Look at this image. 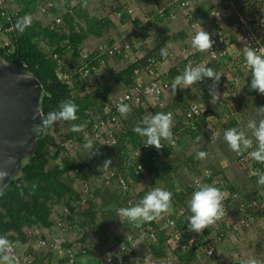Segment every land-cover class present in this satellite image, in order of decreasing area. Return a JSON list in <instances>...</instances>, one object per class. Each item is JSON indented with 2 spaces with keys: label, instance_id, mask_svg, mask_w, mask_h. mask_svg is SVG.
Returning a JSON list of instances; mask_svg holds the SVG:
<instances>
[{
  "label": "trees",
  "instance_id": "trees-1",
  "mask_svg": "<svg viewBox=\"0 0 264 264\" xmlns=\"http://www.w3.org/2000/svg\"><path fill=\"white\" fill-rule=\"evenodd\" d=\"M17 1L22 3V6L15 12H11L8 9L9 18L0 15L4 20L3 26L11 27L7 30L8 44L0 45V56L11 65L33 74L40 80L43 85L41 109L45 117L50 111H58L61 101L71 100L77 105L78 110L76 115L78 119L64 121L67 126V132L63 138L77 139L82 145V148L78 149L74 154L64 155L59 162H56L60 152L65 150V146L57 143L50 134H45L43 137L36 139L35 147L29 156V160L21 168V175L12 179L0 195V236H7L11 241L19 240L21 243L27 242L28 235L25 226L39 223L43 227H50L53 223L51 218V204L62 202L70 210V214L67 216L70 222H75L78 226H90L89 229H85L80 237L81 242L85 245L87 244V252L96 255L92 250L88 249V245L90 244L89 239H105L101 227L118 229L120 225H123L124 230L121 232L116 231L115 237L120 242L130 244L129 234L133 233L139 227H133L127 220H123V224L115 210L125 204L129 198L141 200L145 196L146 191H139L136 195H132L128 190L130 178L138 179L144 174V172H140L137 169L138 162H142L145 172L160 174L157 165L159 157L158 150L153 148L149 153L138 157V159L132 155L133 148L141 144L144 138L135 133L133 128L137 125L143 126L142 121L146 119L143 118V114L146 111L145 106L143 104L133 106L132 116L124 117L123 115L121 117L123 126L117 133V142L115 144L108 146L94 141L95 148L99 149L101 154L92 158L88 157V152L83 148L86 141L83 139L82 131L73 132L70 129L73 125H83V130L89 128L94 118L97 117L94 115V112L100 110L101 114L99 116L103 115L105 100L113 89H115V86L121 84L123 87H126L133 84L137 76L135 72L136 68L141 69L140 74L148 72L147 58L150 55L160 56V49L164 47L168 39L162 38L160 43L149 49L142 56L135 57L122 69L116 71L111 68L108 69L109 76L105 74L97 76L95 74L97 79L96 88L92 91H87L86 79L91 74L96 73L92 69V66L97 67L99 65V60L93 59L94 53L88 57L89 66L91 67L89 73L83 74L78 71L72 75L71 83L68 79L60 77L58 68H61L66 61L70 67L77 66L74 61L68 60L69 54L73 58L79 56V49L87 34L99 35L108 31L113 24L110 17H97L91 15L85 9H78L75 13L79 18L84 19L85 25L81 24L80 21L77 22L74 15L70 12H66L63 16L61 27L40 25L39 21L35 17L30 16V14H32L38 4L45 3L47 0ZM25 16H30L31 23L21 33L16 29L15 25L18 20ZM129 44L133 50H137L132 39L129 40ZM54 53L57 55L54 56ZM113 57H124V52L121 51ZM241 58V56L236 57L235 63H239ZM185 67L181 63L174 65L167 72H160L159 77L172 82L176 76L180 75L181 72L183 73ZM247 79L249 80L248 91L254 96L255 104H263L264 95L250 90L251 71L247 72ZM148 80L149 78L145 82ZM201 90L202 97L207 98L209 91L205 87ZM190 96V93H186L182 97L176 96L174 103H168L162 108L156 106L152 114L157 112L165 113L167 109H174L176 106L186 108ZM210 105H208L203 114L197 117L195 127L187 125L182 118H175L172 132L178 135L177 145L171 147L165 143L166 145L163 149L167 154H170V151L173 152V150H176L178 144L183 146L187 137H190L191 141H197V137H200V140H209V135L206 130L208 117L215 115L214 108ZM134 114L135 117H133ZM227 128H236V121L231 120L227 124ZM50 145H54V147H50ZM105 159H111L112 164L110 166L126 177L128 187L123 189L119 186L114 191H110L109 185L104 183L96 186L93 192L95 195L101 197V203H97L94 199L86 198L89 206L83 208L81 211L76 210V204L74 202L82 199V191L77 188L76 181L79 178L86 179L90 177L93 174L92 169L96 166V163L102 164ZM250 162L251 165L253 163V165L258 167H264V163L257 162L252 158ZM184 163L190 166L193 173L202 172V168L198 165V160L193 153L187 154L184 158L183 154L179 153L171 157L170 162L165 166L164 173L160 175L165 182L163 189L172 193V204L177 208L175 212L180 207L185 208L184 216L182 218H176L179 228L186 226L187 218L191 213L188 209L185 193L176 190V183L170 171L175 166ZM74 168H78L76 175L71 174ZM212 169L214 174L204 176L201 184L213 185L218 187L222 192H226L224 197L226 205L233 202L237 203L231 196L232 192L236 191V188L229 182L219 168ZM217 175L222 178L223 182H219L215 178ZM186 189L189 192L197 190V188L194 189V187L189 185H187ZM244 198L249 200L252 196L244 195ZM255 198L260 200L261 196L256 194ZM96 205H99L101 208L105 207L102 211V219L100 221L96 219L93 211V207ZM129 206L131 205H127V207ZM186 214L188 215L187 217H185ZM148 224L155 229L157 239L151 244V249L155 256H161L164 254L162 246L164 242L169 240L170 235L166 233V228L163 226L160 228L155 220L145 222L141 225ZM75 231L77 232V230ZM67 244L69 245L71 242ZM175 251L185 264H189L194 259L196 252L195 250L183 251L179 247H176ZM52 254L53 250H49L41 255L39 254V256L37 254L34 262H43L44 258L52 261Z\"/></svg>",
  "mask_w": 264,
  "mask_h": 264
},
{
  "label": "built area",
  "instance_id": "built-area-1",
  "mask_svg": "<svg viewBox=\"0 0 264 264\" xmlns=\"http://www.w3.org/2000/svg\"><path fill=\"white\" fill-rule=\"evenodd\" d=\"M198 0H179V3L188 8L194 6ZM52 1H47L42 7V11H47L52 5ZM131 11V9H129ZM211 24L207 27H202L205 31L212 35V39L215 41L211 50L206 51L207 56L215 63L218 62L220 58L230 54L233 59L230 61L229 68L231 70H237L233 73L232 79L236 82H247V72L250 69L246 66V62L243 56V49L246 45L251 44L254 48L264 47V0H252L250 3L247 1L242 5H236L232 0H224L221 6H214L211 9ZM0 15L9 18V10L6 0H0ZM229 18V19H228ZM11 27L0 25V29L9 30ZM199 28L195 30L198 31ZM232 36V37H231ZM9 39H5L3 44H8ZM234 45V52L230 50V46ZM129 42H124L123 44L111 43L101 47L100 50L93 56V59L99 60V65L97 67L92 66L95 71L99 70L100 66L105 63L107 58L115 56V54L120 53L123 50L130 49ZM190 52H195L192 50ZM57 54L54 53V56ZM90 53L84 48L79 50V56L82 58V64L75 67L69 68L68 76H72L75 73L82 72L83 74L89 73L91 67L89 66ZM241 56L239 63H235V58ZM147 69L145 72L148 75L149 80L145 82L143 77H141V69L136 68L135 72L137 76L133 84L126 86L120 93L108 96L104 103V113L101 116L94 118L90 127L82 131L84 139H92L103 145L111 146L117 142V133L120 130L121 124V113L118 111V105L123 102L129 107L138 106L154 100L156 105L160 108L166 106V100L161 96L165 91L171 88V83L169 80H165L159 77V71L157 70L159 65L166 60V57L150 55L148 58ZM198 62H194L192 65L196 66ZM245 75V76H243ZM225 84V83H224ZM223 84V85H224ZM225 104V103H223ZM206 105L201 102L191 101L188 103L186 108L177 107L176 109H167L165 113H171L172 118H182L184 122L190 127H195V121L197 117L204 113L206 110ZM173 138L175 144H168L171 147L177 145L178 135L173 133ZM145 139L143 138L141 144L135 146L132 150V155L138 159L149 153L154 147H145ZM251 149L243 151L239 155V162L243 165L247 164L251 157L249 152ZM102 165V164H100ZM98 165V166H100ZM98 166L94 167L93 170V182H100L97 186L101 184H110L114 179L118 182L119 186L123 189L128 187V180L121 172L116 171L112 166L105 172L98 171ZM137 169L140 172H145L144 165L142 162L137 163ZM78 168L72 170L73 174H77ZM213 169L211 167L205 166L202 168V172L194 173L189 182L190 186L197 188L198 184L204 176L213 175ZM219 182H223L219 175L215 177ZM93 182L90 178L83 179L81 182V191L84 192L85 196L93 194L95 186L93 187ZM195 191V190H194ZM82 193V192H81ZM89 194V195H88ZM83 196V194H82ZM83 196V201L87 198ZM232 199L236 200V217L231 218L230 208L225 204L223 200V206L225 209L224 217L217 221L215 224L204 229L202 234H196L194 232H188L186 226L179 228L177 225V217H183L185 214V208L180 207L175 214H164L163 219L160 224L157 219L155 222L161 228L162 226L166 228V233L170 235L169 240L179 247L183 251L195 250L198 251L202 249L206 255L214 254L219 247L220 241L226 237H232L237 240L243 234L244 230H251L253 228V222L259 216H264V200H258L255 197L247 200L242 197L237 191L232 192ZM132 200L128 199L125 204L120 207H127L131 205ZM61 215H56L54 218V224L62 231L69 230L71 228H76L77 237L71 244L67 245L65 252L67 255V263L72 264L74 257L85 249L79 241L83 234L81 228L78 227L76 223H72L66 219L70 214L68 207L64 206ZM230 228V233L226 232V228ZM145 239L149 243L155 241L156 232L151 225H144L140 227L138 237L132 242V247L126 242H121L117 245L114 250H109L105 254V259L107 261L121 260L131 258L136 263H139V257L136 255L137 251V241ZM47 242L53 246L59 243V237L46 236V239H40V242ZM126 255V256H125ZM137 256V257H136Z\"/></svg>",
  "mask_w": 264,
  "mask_h": 264
},
{
  "label": "crops",
  "instance_id": "crops-1",
  "mask_svg": "<svg viewBox=\"0 0 264 264\" xmlns=\"http://www.w3.org/2000/svg\"><path fill=\"white\" fill-rule=\"evenodd\" d=\"M47 1H53V0H47ZM232 1L236 5H242L247 1L249 3L250 1L252 2V0H232ZM223 3L224 0H198L194 4V6L186 8L179 3V0H87V2L86 0H73L72 2L71 1L69 2V0H64V2L58 1V4L55 2V4H53L49 9L52 12V14H55L56 19L61 18V20L63 19V16L65 15L66 12H70L72 15H74L75 19L77 18L78 20H80L81 24L83 25H85L84 19L79 18L75 13L76 10L78 9H85L93 16L110 17L113 24L110 26L108 31H105L99 35L89 33L82 41V46L85 47L87 46L90 54L93 53L96 54L101 47L110 45L111 43L115 42V43L123 44L124 42H126V40L129 41L130 39H136L137 41L139 39H146L145 42L148 44V47L151 49L152 45H150L149 42L150 40L158 39V41H154L155 43L153 42L154 43L153 47H154L155 45L160 43L162 38H166L168 40L164 45V47H167V56H166V60L161 63V65L164 66L163 67L164 69H162L161 72H167L172 66L180 63L183 66H187L190 62L192 64L194 62H198L199 65L211 67L215 71L221 73L222 74L221 77L226 75L224 78L229 79V80H225V82L223 83L220 82L221 80L219 81L218 91H220V88H222V86L224 88L227 87V89L229 90H233V89L236 90L234 88L235 81L232 79V76H234L233 72L231 73L229 72L230 74L228 72L227 73L225 72L227 66L228 68L230 66V61L233 59V57L230 54L224 56L223 58H220L218 62L215 63L207 56L206 52L202 53L191 47V37L195 34V30L197 28H200V26L208 27L211 24L210 11L212 7L216 5L222 7ZM38 6L39 5H37V7ZM129 9H131V11H129ZM34 17L39 21L40 25H50L49 21L43 19V15L41 13L36 12V16L34 15ZM55 24H56L55 26H58L57 23ZM230 48H231L230 50L234 52V45H231ZM192 50H195V52H190ZM127 51L128 49L123 50L124 56L128 53ZM137 56L140 57L142 56V54L137 53V55H134V58ZM110 58H115V57H110ZM186 59L187 61H185ZM143 76H148V75L141 74V77ZM248 81L249 80L247 79L246 84H248ZM211 83H212L211 80L205 79L202 82L193 84L190 88L180 89L178 87L175 94L171 91V88H169L161 96L167 101V104L168 103L171 104L175 102L176 96L182 97L186 93L191 94V91L193 92L195 88L201 90L203 87H205L208 90V86ZM224 83L225 85H223ZM230 85L232 86L230 87ZM197 93L199 94V92ZM236 102L238 103V107L239 106L243 107L241 103L239 104L240 102L239 100H236ZM249 104L252 105L255 103L253 101L250 102ZM249 104L247 102V105L245 106L249 107L250 106ZM156 106L157 105L154 100H150L149 102H146V109L149 111L148 117L153 113V110L156 109ZM260 106H264V103L258 105V107ZM261 118L264 117H258L257 118L258 121ZM247 123L248 122H246L245 124ZM242 131L247 133V131L244 130V128L242 129ZM228 148L227 146L223 148L221 147L223 151L225 150L224 154L226 155V157L225 155H223L222 152L217 154V155H222L221 163H220L221 165H219V169L224 173V175L227 177L229 182L236 188V190H239L241 191V193H244V195H248L250 197L252 196L250 193L252 191H255V195L256 194L260 195L261 196L260 200H264V185H259L257 183L258 178L257 180H255V178L249 180L248 178L249 175L247 173V170H244L242 168V166L239 164V161L236 165V159L234 160L235 161L234 164L232 161H230L227 158V155L234 154L235 158L238 159L240 155L236 152H233L232 150L227 152ZM97 216L99 217V221H100L102 219V212L98 213ZM51 218L53 220V223L50 227H45L47 230V232L45 231V233H47V235L50 237H59L60 239L59 243H57L56 246L54 247L55 249L52 254L53 256L52 261L53 264H66L67 255L65 252V248L67 247L68 242H72L75 240L77 236L76 235L77 233L75 231L76 229L71 228L69 230L62 231L54 224L55 216L52 215V213H51ZM66 219L69 221L68 217H66ZM101 228L103 229L102 232H104L103 234L105 236L107 234L105 230L106 227H101ZM259 233L261 234V231H259ZM129 235L130 237L134 236L133 239H130L129 241L130 243L129 245L130 247H132L133 246L132 242H134L138 236H135L134 232ZM107 237H109V235H106L104 237L105 239L95 240L94 242H91L88 245L89 246L88 249L92 250L95 253L96 246L97 244H99V242L97 241H101L103 243L105 242V240H108ZM255 238L256 237H253L252 239H249V241L242 243L240 245H242L241 247L244 249V251L246 248L248 252L249 251L253 252V254H248L250 255V257L255 256V258L259 260L261 264H264V256H261V258L258 257V255H262V253H264V244L262 245L254 244L253 240H255ZM232 239H233L232 237H226L222 241H220L218 254L219 256H222L221 258H224V255L226 254L227 255L230 254L227 257L234 256V253L238 246L236 244H233L235 243V241H231ZM156 240L157 239H155V241ZM79 241L81 242L80 239ZM139 241L140 240L137 241L138 246H136V248L139 247L140 249V250L137 249L139 250L138 253L136 252L137 256L139 257V263H136L135 261L133 262L131 260H130L131 262L129 263L125 259H121V260L116 259L113 261H107L105 259V254L107 251H104L102 255L101 254L97 255L96 253H95L96 255H93L87 252L88 251L86 249L87 244L85 245L84 243L81 242L85 251L78 253L74 257L72 264H119V263L120 264H163L164 262H166L164 264H174V261H171L174 260L173 259L174 253L171 252L168 247V245L171 244V241L168 240L170 244H168V241L164 242L162 246L164 250V254L161 256H155V254L151 249V244L154 241L151 243H149L148 241L145 243L144 242L139 243ZM238 241L240 242V240ZM197 253L198 251L195 252V256ZM146 258H148V260H146ZM246 259L247 258L245 255L243 257L239 256V260L241 261V264Z\"/></svg>",
  "mask_w": 264,
  "mask_h": 264
},
{
  "label": "rangeland",
  "instance_id": "rangeland-1",
  "mask_svg": "<svg viewBox=\"0 0 264 264\" xmlns=\"http://www.w3.org/2000/svg\"><path fill=\"white\" fill-rule=\"evenodd\" d=\"M59 2H64V0H53L52 3L55 4V2L58 4ZM72 2L73 0H69V2ZM87 2V0H86ZM7 6L9 7L8 9H10V11L15 12L17 11L21 6L22 3L18 2L17 0H6ZM39 6L36 7L37 9H34L32 14H30V16L34 17V15L36 16V12L37 13H41L43 15V19L49 21V24L52 26H55L57 23L59 27H61V23L62 20L61 18H55V14H52V12L49 10L47 11H42L41 7L44 5V2L38 4ZM51 12V13H50ZM29 16V17H30ZM77 22L80 21L77 18L75 19ZM55 22V23H54ZM4 24V20L0 17V25ZM138 31V30H137ZM144 33V32H143ZM7 31L4 29H0V45H4V41L5 39H7ZM136 49L138 50H133L132 48L128 49V53L124 56V57H120V58H107L105 60V63L102 64L99 68V70L96 71V73H94L93 75L91 74L90 76H88V78L86 79V87H87V91H92L96 88L97 85V79L95 77V74L97 76L101 75V74H105L107 76H109V71L108 69H113L114 71L116 70H120L123 67H125L131 60L134 59V55L138 54H144L145 52H147L150 48L148 47V44L145 42L146 39H139L138 41L136 39H132ZM148 40V39H147ZM137 41V42H136ZM154 41H158V39L156 40H150V45H154ZM126 42H129L128 40H126ZM154 42V43H153ZM44 46V44H43ZM84 48V50L88 51V47L86 46H82L80 47V49ZM140 49V50H139ZM69 59L68 60H72L74 61V63L79 66L80 64H82V59L80 56H77L75 58L71 57V54H69ZM235 60V59H234ZM164 66H162L161 64L159 65V69L158 71L161 72ZM69 68L70 65L68 64V62L66 61L64 63V65L61 68H58V72L61 78L63 79H68L70 81V83L72 82L71 77L72 76H68L69 74ZM235 71H240L239 69L237 70H231L230 68H226L225 72L227 73H231V72H235ZM229 73V74H230ZM145 74V73H144ZM226 75H224L223 77H221L222 79H220L221 83L225 82V80H229L228 78L225 79ZM111 77V76H110ZM148 76H143V79L146 80L148 79ZM230 78V76H229ZM225 85V84H224ZM227 85V84H226ZM232 85H230L231 87ZM123 87L121 84H118L117 86H115V89H113V91L109 94V96H112L114 94L120 93L123 90ZM236 90H229L226 88H224L222 86V88H220V98L218 100H216L214 103L210 102V96H207V98L202 97V90H198V89H194L193 92L191 91V96L189 97V102L191 101H196V102H201L204 103V105H206V107H208V105L212 106L214 108V112L215 115L214 116H209L208 117V125L206 127L207 133L209 135V140L208 141H204V140H199V141H191L190 137L186 138V142L184 143L183 146H181L180 144H178V146L176 147V150H173V152L170 151V154H167L166 151L164 149L159 151V157H158V169L160 174H156V173H149V172H144L143 175H141L140 178L138 179H133L130 178L129 182V193L132 195H136V193H138L139 191H146L144 195H146L152 188H163L164 185V181L162 180V178L160 177V175H162L165 171V166L170 162L171 157H173L174 155H177L179 153L183 154V158L186 157L187 154L193 153L196 157V159L198 160V165L203 168L205 166L211 167V168H219V165H221V156L222 155H217L218 153L222 152L223 155L224 151L223 149H221V147H226L228 148L227 143L224 140V132L227 128V124L231 121V120H235L236 121V128L238 130H241L244 128V130L247 131L246 136L251 137V132L247 129V124H245L246 122H248L249 120H257L258 121V116L257 115V107L258 105L256 104H252L250 105V102L254 101V96L248 91L249 86L248 84H243V82L239 83L235 81V87ZM199 92V94L197 93ZM237 98V99H236ZM232 99V100H231ZM234 100V102H233ZM236 100H239V104L241 103L243 105L238 107V103L236 102ZM246 100V101H244ZM227 101V102H226ZM242 101V102H241ZM250 101V102H249ZM167 102V101H166ZM233 102V103H232ZM248 104L250 105L249 107L245 106ZM182 103H186V102H182ZM225 103V104H223ZM255 103V101H254ZM145 106L146 109V103L143 104ZM179 108L180 106H176V108ZM130 111L127 113L126 116L124 117H129L132 116L133 114V110L132 107H129ZM104 111V110H103ZM101 114L100 110H97L96 112H94L95 116H99ZM149 115V111L146 109V111L143 114V118H147ZM133 117H135V114L133 115ZM246 121V122H245ZM175 122V117L173 118V123ZM123 123L121 121L120 124V129L122 128ZM67 132V126L65 125L64 121H59V122H55L53 125L46 127L45 130V134H50L54 137L55 141L57 143H61L65 146V150L60 152V155L58 156V158L56 159V162L60 161L61 157H63L66 154H74L78 149L82 148V145L80 144V142L77 139H64V135ZM84 139V138H83ZM88 139H84V141H87ZM94 142V141H93ZM162 143H166V141H162ZM50 147H54V145H50ZM256 147L255 141L253 143V148L252 150H254ZM199 151H203L205 153H207L206 157L204 159H198L196 154ZM231 151L230 148L227 149V152ZM226 157V155H225ZM227 158L232 161L235 164V159H236V165L239 161V158H235L234 154H230L227 155ZM251 162L249 161L247 164L243 165L239 162V164L242 166V168L244 170H247V173L249 175V180L252 178H255V180H257V178L259 179V177L255 174L257 172L264 174V167H258L256 165H252L250 164ZM100 165V163H96V166ZM94 166V167H96ZM71 174L74 175L71 171ZM171 176L173 177L175 183H176V190L177 191H181L185 193V199L187 200V202L189 201V199L191 198V194L194 191H186L187 189V185L190 186V178L191 176L194 174L192 169L190 168V166L188 164H182V165H177L174 167L173 170L170 171ZM90 180L93 182V176L91 175ZM153 179V180H151ZM83 181V179L79 178L76 183H77V188L81 191V182ZM98 181L93 182V187L98 185ZM109 186V190L110 191H114V189L119 187V184L116 180H112L110 184H108ZM242 197H244V193H241V191L236 190ZM83 196L84 192L82 191ZM224 197L226 195V192L223 191ZM252 195V197H255V191H252L250 193ZM89 195V194H88ZM83 196L82 199L76 200L74 203L76 204L75 208L78 211H81L83 208H86L89 206L87 199L91 198L94 199L97 203H101V197L99 195H95L94 192L92 195L89 196H85L87 197V199L85 201H83ZM110 196V195H108ZM248 196V195H247ZM132 200V204L131 206H134L135 204L139 203L140 200H136L135 198H129ZM128 200V199H127ZM126 200V201H127ZM136 200V201H135ZM236 203H230L229 205H227L230 208L231 211V218L234 219L236 217V211H235V206ZM52 209H51V213L52 215L56 216V214L61 215L62 210L64 208L65 205H63L62 202L60 203H53L51 204ZM107 207V206H106ZM120 208V206L118 207ZM103 209H105V207L101 208L99 205H96L95 207H93V211L95 213L96 219L99 221V217L97 216L98 213L102 212ZM172 212L170 214H175V210L177 209L176 206H174L172 204ZM54 213V214H53ZM164 215V214H162ZM157 218V221L161 224L163 219L162 216ZM188 215L186 214L185 217H187ZM121 218V217H120ZM182 218V217H181ZM122 219V218H121ZM75 223V222H74ZM144 225H141L140 227H142ZM149 226V225H148ZM81 229L80 230H85V229H89L90 226H78ZM136 229L134 231V235L138 236L139 233V229ZM26 229V233L28 235V241L25 243H21L19 240H15L12 241V248L11 251L9 252V255H13L17 258V264H53V261H49L47 258L43 259V262H34V259L37 254L39 256V254H44L46 252H48L49 250H53L54 251V247L53 245L49 244L46 240L45 243L40 242L39 240L42 239H46L47 233H45V231L47 232L46 228L41 226L39 223H33L29 226H25ZM76 229V228H74ZM107 235H109L108 240H105V242H101V241H97L99 242V244H97L96 246V254L97 255H102V253L104 251H108L109 250H114L118 244H120L121 242L118 241L115 237V233L116 231H123L124 230V226L120 225L117 228H105ZM259 231H261V234L259 233ZM226 232L229 234L230 228L227 227L226 228ZM77 233V232H76ZM260 234V236H259ZM78 235V234H76ZM259 236V237H258ZM77 237V236H76ZM105 237V236H104ZM115 237V238H114ZM134 236L130 235L128 236L129 241L130 239H133ZM253 237H256L255 240H253L254 244L257 245H262L264 244V216H259L257 219L254 220L253 222V228L251 230H244L243 234L240 236V238H237V240L235 238H233L231 241H235V243L238 247L234 253V256L232 257H227L230 254H226L224 255V258H221L222 256H219L218 254V250L212 254V255H206L205 252L200 249L198 250V253L196 254V256L194 257L193 261H191L190 264H234V261L239 260V256L243 257L244 255L246 256V258L248 259L250 257V255L248 254H253V252L249 251L245 248L244 249L241 247L242 243H245L247 241H249V239H252ZM240 240V242L238 241ZM257 240V241H256ZM95 240H91L90 239V243L94 242ZM170 241V240H169ZM168 241V244H170ZM238 241V242H237ZM145 243L146 240L142 239L139 241V243ZM102 243V244H100ZM138 246V245H137ZM94 247V246H91ZM169 250L171 252L174 253V264H185L182 262V259L178 256L176 250V245L174 243L171 242L170 245H168ZM219 248V247H218ZM139 249V247L137 248ZM140 250V249H139ZM137 250V251H139ZM175 251V252H174ZM245 252V253H244ZM137 255V254H136ZM261 256H264V253H262V255H258L259 258H261ZM137 257V256H136ZM226 257V258H225ZM252 257V256H251ZM255 257V256H253ZM131 258H127V261L130 263ZM172 259V258H171ZM178 259V260H177ZM146 260H148V258H146ZM134 262V260H132ZM119 263V262H118ZM120 264V263H119Z\"/></svg>",
  "mask_w": 264,
  "mask_h": 264
},
{
  "label": "clouds",
  "instance_id": "clouds-1",
  "mask_svg": "<svg viewBox=\"0 0 264 264\" xmlns=\"http://www.w3.org/2000/svg\"><path fill=\"white\" fill-rule=\"evenodd\" d=\"M30 23L31 18L25 16L17 21L15 27L22 33L26 27L30 26ZM214 43L215 41L212 39V35L201 26L191 37V47L202 53L211 50ZM160 55L162 57L167 56V47L160 49ZM243 56L246 66L251 71L250 90L264 95V47L254 48L251 44H248L243 49ZM221 76V73L211 67L199 64L193 66L190 62L185 67L183 73L176 76L172 81L171 91L175 94L178 87L180 89L190 88L193 84L209 79L212 81L208 86L209 96L211 98L210 102L214 103L220 98L218 86ZM77 110V105L71 100L61 101L59 110L50 111L46 118L41 120L40 125L36 127H48L59 121L77 120ZM118 111L121 115L126 116L130 108L127 104L121 102L118 105ZM257 115L264 117V106L257 107ZM142 125L135 126L133 131L139 136L146 138L144 143L145 147H154L160 151L166 145L162 141H167L172 145L175 144L172 132L173 118L171 113L157 112L151 114L149 118L142 121ZM247 129L251 132V137L246 136L244 131L238 130L237 128H228L225 130L223 138L228 147L238 154L253 148L255 141L256 147L249 152V156L257 162L264 163V118L259 119V121L255 119L249 120ZM70 130L73 132H81L83 131V125H73ZM199 140L200 137H197V141ZM83 148L88 152L89 158L101 154L99 149L95 148L92 139H88L83 145ZM206 155L207 153L203 151H199L196 154L198 159H204ZM111 164V159H105L102 165L98 166V171L105 172ZM255 174L259 177L257 183L264 185V174L259 172ZM171 197L172 193L170 191L156 187L152 188L134 206L120 207L115 211L122 218L120 219L122 223L123 220H127L133 227H140L145 222L156 220L162 214H170L173 210ZM223 200L224 194L218 187L209 184H198L197 190L191 194V198L188 201V209L191 215L187 218V231L199 235L203 233L204 229L221 220L225 215ZM11 248L12 241L7 236H0V264H17V258L9 255ZM242 264H261V262L255 257H249Z\"/></svg>",
  "mask_w": 264,
  "mask_h": 264
},
{
  "label": "water",
  "instance_id": "water-1",
  "mask_svg": "<svg viewBox=\"0 0 264 264\" xmlns=\"http://www.w3.org/2000/svg\"><path fill=\"white\" fill-rule=\"evenodd\" d=\"M42 96L43 85L37 77L0 56V195L21 175L36 139L45 135L46 127H36L46 118Z\"/></svg>",
  "mask_w": 264,
  "mask_h": 264
}]
</instances>
